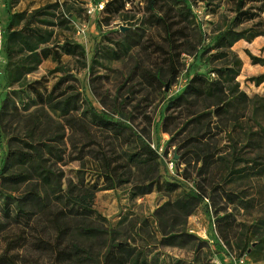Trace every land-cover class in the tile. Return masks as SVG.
Masks as SVG:
<instances>
[{
  "label": "rangeland",
  "instance_id": "1",
  "mask_svg": "<svg viewBox=\"0 0 264 264\" xmlns=\"http://www.w3.org/2000/svg\"><path fill=\"white\" fill-rule=\"evenodd\" d=\"M111 1L0 0V113L7 96L26 115L36 109L35 90L44 97L56 86L57 95L80 92L87 102L82 101L72 113V128L61 146L65 163H56L50 156L47 159L63 174L64 189L73 182L79 189L96 190L92 204L97 215L87 224L108 231L115 243L146 254L150 264H234V259L240 258L244 264H264V180H259L254 170L256 165H264V136H252L264 128V113L259 124L247 113L239 124L235 117L241 112L231 111L219 119V109L204 101L195 102L190 109L167 110V101L182 94L196 73L206 74L226 60L232 62L231 54L228 59L217 55L227 51L242 62L236 79L239 89L250 98H264V83L255 86L250 82L264 75V66L254 65L248 56L250 52L264 58V35L247 40L264 33V8L260 17L248 20L236 16L232 0H189L194 16L187 19L180 13H186L184 5L171 0H157L154 10L149 0ZM262 5L264 0L254 3L256 12ZM47 6H58L47 11L49 16L39 17L54 24L50 47L55 52L56 46L68 40L81 46L78 52L83 50V56L49 57L21 84L10 85L5 52L8 14L29 15ZM153 12L167 16L172 24L169 32L152 19ZM231 27L243 30L245 39L231 48L227 47L229 41L224 43L226 47L217 48L220 32ZM206 107L212 115L202 124L186 128L189 112L198 114ZM90 108L115 121L127 119L158 157L150 159L146 167L129 164L127 158L139 152V144L114 125L105 127L88 112ZM168 115L172 119L166 132ZM24 127L12 111L1 114L0 172L8 149L18 146L14 137L23 134ZM197 128L205 135L203 143L188 144ZM200 148L216 154L210 166L197 161L194 151L198 153ZM227 159L234 160L233 169L225 171ZM108 164L124 174L113 190H103L109 185L104 177ZM155 177L158 180L152 191L141 194L145 180ZM127 179L129 182L123 183ZM190 190L202 194L204 202L188 215L187 209L175 203ZM0 218L2 226L9 225L8 219ZM162 230L179 234L174 245H166ZM3 233L0 252L6 246ZM73 240L101 259L103 243L108 244L110 238L108 234L84 237L74 233ZM18 256L26 264L47 263V256L40 253L21 251Z\"/></svg>",
  "mask_w": 264,
  "mask_h": 264
},
{
  "label": "trees",
  "instance_id": "2",
  "mask_svg": "<svg viewBox=\"0 0 264 264\" xmlns=\"http://www.w3.org/2000/svg\"><path fill=\"white\" fill-rule=\"evenodd\" d=\"M114 1L117 0L109 3ZM149 1L151 10H154L157 0ZM171 1L174 4L184 5L183 9L186 13L183 10L180 13L187 19L189 15L194 16L188 5L189 0ZM232 1L235 3L236 16H247L248 20L260 17L264 8L262 5L260 11L256 12L253 5L258 0ZM248 3L253 5L246 8ZM57 7L47 6L29 15L27 13L8 14L5 52L8 59L7 82L10 85L21 84L28 75L37 70L43 60L49 57L57 59L61 57V54L83 56V50L78 52L81 46L68 40L56 46L55 52L50 47L51 36L54 33L50 27H54V24L48 19L39 20V17L49 16L47 11ZM151 17L157 23H161L166 32L171 30L172 24L165 14L153 12ZM263 35V32L255 33L247 40L251 42ZM241 39H245L243 30L236 31L231 27L227 31L220 32L219 41L217 40L219 44L216 47H226L224 43L229 41L227 47L231 48ZM230 54L233 57L232 62L226 60V64L214 67L206 74L196 73L182 94L167 101L168 112H177L183 108L190 109L194 107L195 102L204 101L210 103L215 109H219L216 114L219 119L233 111V113H242L235 117L239 124L240 119L246 117V113L248 118L259 124L264 113V98H250L239 89L240 85L236 79L241 71V60L234 57L230 51L220 52L217 55L219 58L228 59ZM18 55L20 56L17 57ZM248 56L254 65L264 66V58L254 56L250 52ZM209 61L211 62L212 59L209 58ZM212 75L218 78L212 79ZM250 82L260 86L264 83V75L253 77ZM57 90L56 86L45 97L35 90L36 109L26 115L21 114L16 101L10 96H7L1 104L0 117L1 114L12 111L20 123L24 122L25 127L23 134L14 137L18 146L14 149L9 148L2 160L0 217H5L10 223L8 226H2L0 220V233L4 231L6 243L5 248L0 252V264H26L20 261L18 256L21 251L47 256V263L44 264H149L146 254L142 252L138 254L130 245L115 243L108 231L86 223L89 218L97 215L92 204L96 190L87 187L79 189L73 182L64 189L63 174L54 170L48 161L47 156H50L56 159V163H65V150H62L61 146H65L67 130L72 128V113L79 109L82 101H86L78 91L57 95ZM88 112L105 127L114 125L120 133L127 132V137L133 138L139 144V152L128 156L129 164L135 167H146L152 161L150 159L154 160L158 157L148 140L140 135L127 119L121 118L115 121L112 116L93 108H90ZM51 113L59 114L64 120H56ZM212 113L208 107L198 114L189 112L184 125L186 128L189 125H200ZM169 119H172L170 115L164 124L166 132L170 131L167 127ZM252 136L256 138L264 136V128ZM204 137L205 135H201L200 129L197 128L188 144H202ZM178 147L179 150L182 149L181 146ZM194 155L197 161L210 166L216 154L212 150L207 152L200 148V152L194 151ZM227 161L225 171L232 170L234 160L227 159ZM158 169L157 166V171ZM107 170L104 177L109 185L103 190H113L122 183L124 174H119L110 164L107 165ZM254 170L258 179L264 180V165H256ZM157 180V177L146 179L147 184L141 188L140 193H150ZM128 182L129 179L123 183ZM230 201H233L231 197ZM203 202L202 194L190 190L183 198L176 201L175 205L180 209H187L190 215ZM74 233L84 237L95 235L103 237L108 234L110 241L108 244L103 243L102 248L105 252L101 254V259L94 257L88 248L74 241ZM161 233L168 246L174 245L179 237L174 230H162Z\"/></svg>",
  "mask_w": 264,
  "mask_h": 264
},
{
  "label": "built area",
  "instance_id": "3",
  "mask_svg": "<svg viewBox=\"0 0 264 264\" xmlns=\"http://www.w3.org/2000/svg\"><path fill=\"white\" fill-rule=\"evenodd\" d=\"M234 264H244V259L240 258L239 260L234 259Z\"/></svg>",
  "mask_w": 264,
  "mask_h": 264
},
{
  "label": "crops",
  "instance_id": "4",
  "mask_svg": "<svg viewBox=\"0 0 264 264\" xmlns=\"http://www.w3.org/2000/svg\"><path fill=\"white\" fill-rule=\"evenodd\" d=\"M148 261H150V260L148 259ZM149 264H150V262H149Z\"/></svg>",
  "mask_w": 264,
  "mask_h": 264
}]
</instances>
